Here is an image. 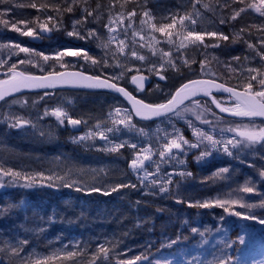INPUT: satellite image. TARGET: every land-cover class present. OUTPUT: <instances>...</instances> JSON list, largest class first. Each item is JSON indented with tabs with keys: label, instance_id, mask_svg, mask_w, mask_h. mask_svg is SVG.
<instances>
[{
	"label": "rangeland",
	"instance_id": "obj_1",
	"mask_svg": "<svg viewBox=\"0 0 264 264\" xmlns=\"http://www.w3.org/2000/svg\"><path fill=\"white\" fill-rule=\"evenodd\" d=\"M122 2H127L134 7L135 5L138 7V10L134 9L136 12L134 17L128 16V13L131 11H126ZM148 2L151 3L150 6H147L148 4L146 3ZM148 2L140 0L137 3V0H122L118 4L119 6L116 4H111L110 6L100 4L99 8L98 5L92 10L87 8L89 11L93 12V15L88 16L85 22L81 25H77L76 28L81 35L86 37L89 30H95L97 36L87 37L86 39H78L76 36L70 37L67 35V32L73 31V21L82 19L85 15L83 10L86 7L81 11L79 17L71 21L68 30L62 33L60 32L61 34L59 33L55 39L45 40L43 42L42 40H38L35 45H33L34 43L32 42H30L29 45H24L13 41L12 38L5 37V24L0 22V60L4 62L0 64V81L10 80L14 73L21 72L23 69L29 70L35 74H47L49 71H53L56 68L65 69L71 66H78L89 71H103L105 74L104 76L110 78V80L115 83L133 88L130 82L131 77L144 74L153 77V83L150 88L143 93H140L136 89L134 90L146 101L156 104V102L163 103L166 102L167 99H170L171 94H173L179 86L185 84L183 82L188 77V73L181 72L192 65H198V67H200L201 61H205V63L209 61L214 62L218 69H221V71L225 73H230L242 81L244 80V76L241 75V72L246 73L248 67L264 66L256 55V51L247 47L244 40L248 39L240 32L236 34V36L238 38L243 37V40L241 45H238L234 50V55H232L229 48L224 50H222L220 46L204 48L203 45H199V42H197V45H199L197 46L184 40L188 28L181 27L178 19L176 25L171 29V37L153 31L150 27L152 23H156L158 27L162 22L171 23L170 19L165 21V18L176 12H179L180 15H184L185 13H195L198 9L199 15L194 17L197 23L192 25L190 20L185 22L189 28H194L201 33L210 31L223 32V27L227 26L226 24H220V19L226 16V13L225 9L223 11L220 9V0H199L197 8H193L192 0H149ZM255 2L256 0L253 1V3ZM99 3L100 2H98V4ZM204 5H209V7L205 8ZM145 10L151 12L152 19L144 17L143 13ZM252 11L254 12V16H258L264 21V17H261L254 9H252ZM104 20L105 23L102 24ZM110 22L111 27L114 29L111 33L105 27V25H109ZM128 25L131 26L129 27ZM262 28L263 32L264 24H262ZM51 30L55 32L63 31L53 27ZM232 34L235 35V33ZM33 37L34 36H32L31 39H33ZM63 39H68L73 41L74 44H78L79 48H70L85 49L89 52L90 56L98 62L93 64L91 60L86 61L83 57H65L64 61L69 63L62 68L60 62H57L54 58L44 61L41 56L20 52L18 48L14 47L15 44H20L21 47H28L35 50V52H42L45 55L53 57L56 52L65 49L64 42H62ZM169 40H171L172 43H168ZM207 40H209V42ZM215 40H218V38L205 36L206 44H214L217 42H215ZM121 41L124 42L123 54L120 52ZM105 43L108 45L107 48L98 47V45H103ZM182 43L187 46L185 49H180V51L185 53V56L175 60V63L180 66L181 72L169 70L164 73L167 79L160 80L155 72L149 71L153 65L159 68L161 62H166L169 59V57L164 56L165 52H170L172 57H178L179 52H177L176 49L179 48ZM251 43L256 44L257 48H259L258 39L256 42ZM36 45L40 47H36ZM133 50H135L138 55L144 56L145 60L141 61L133 57L131 55ZM233 57H239V62L233 60ZM245 57L248 59H245ZM184 58L190 61L194 60L195 63L184 66ZM105 60L107 64H105ZM21 61H23V63H21ZM229 63L231 67L228 66ZM12 65H16V67L14 70L10 71ZM233 69H235V71H233ZM212 73H214V71H212ZM114 77L120 78L113 79ZM256 87L258 89L259 85L257 84ZM44 97L45 95H37L34 92H30L20 97L7 100L0 106V168L5 172L12 170L20 174L19 177L0 174V184L4 185V187L0 188V196H3L4 193H7L11 188L17 187L18 183H22L26 177H31V179L47 178L44 175L47 173L49 174L48 177L52 178L51 182L53 185H63L64 182H75L76 186L83 187L86 185L90 187V175H93L95 181L100 185L103 179L108 177L111 171H114L113 168H106L105 164H100V157L108 158L110 155L116 153L104 149H110L115 144L122 141H129L130 143H138L140 145L137 151H140V149L144 147L155 150L152 161L145 162L147 171L154 174L150 181L144 180V183L141 184L140 179L137 178V175L132 172L128 165L131 176L136 180L135 183H133L136 184L137 182L138 188L144 190L143 194H148L151 190H156L158 196L168 193H160L159 185L151 184L153 179L160 181L161 184L168 187L170 189L169 192H172L176 198L179 197L184 200L196 199L195 191L197 189H206V187L199 186L219 183L225 187L218 188L217 195L214 193L213 200H236L239 202L238 204L225 206L230 207V211L234 210L240 213H251L257 217L264 218V208L258 206L260 202L264 200V182L260 180L259 173L256 170L264 166V160L260 159L258 155H255L251 149H243L238 153L240 159L244 160L245 163H241L240 159H233L223 154L221 151L220 153L214 152L212 156L206 157L205 160L198 165L195 157L200 155V152L203 151L205 147H210L208 141H204V145L199 149L189 150L187 155H184L178 150H173L175 158L162 160L159 156V151L163 150L162 145L166 144L168 140L175 138L173 126L180 130V134H182L185 139L190 142H195L196 137L193 135V129L189 127V122L197 129L213 135L215 139H220L221 129L236 127L237 125H254L259 129L260 127H264L263 120L245 119L231 122L217 114L213 110L211 104L209 105V103L207 104L205 101H202L201 98H197L196 100L200 101L199 106H195L189 102L180 108L181 110L185 107L194 109V111H182V118L176 117L174 114H169L171 116L170 120L162 117L150 124L142 125L134 119L130 110L122 105L116 104L117 99L108 95H103L101 93H78L71 97L60 96V98H56L52 104H49L48 101L45 103ZM217 100L221 101L222 106L225 107H233L236 103V100H232L228 97H219ZM111 104L112 106H110ZM108 106L110 107L106 109ZM57 107L65 111L68 117L75 119L79 118L84 121L85 123H81L84 128L78 133L66 135L63 131V125H60L56 118L50 114L51 110ZM117 108L121 110L119 115H117L115 111ZM46 109L49 110V115L47 116L44 115ZM126 112L132 116V123L135 125L131 130L125 128L123 125L114 123L115 120L123 118ZM213 113L216 115L214 116ZM198 115L201 117L200 119H197ZM221 117L223 118L222 120L220 119ZM14 118L30 121V123L24 126V130L9 128V123L14 122ZM203 120H207L209 123H203ZM64 121H66L65 124L68 126L66 118ZM108 128L120 129V131L107 132ZM141 129L143 130L142 133L140 131ZM89 131L95 132L97 135L84 141L73 142V138L84 136ZM101 131L105 132L111 143L100 139L98 133ZM223 135L225 138H230L234 134L224 132ZM186 147L187 146H185V148ZM124 148L131 149L125 146L120 148L119 151ZM255 148L264 152V149H261L260 145H256ZM37 150L38 153H36ZM60 154H62L63 158H65L69 164L65 170L57 168V163L61 162ZM31 156H37L38 160L36 164L38 167L42 166V168L37 169L30 167L31 163L23 160ZM53 159H56V161H53ZM90 159L98 164V168L85 166V163L87 161L89 162ZM180 160H184L185 163L180 164ZM253 162L256 165V169L248 166ZM50 165H52V171L48 169ZM100 166L103 168L100 169ZM157 166H159L158 172ZM190 166L197 168V172L193 174L192 177L181 178L176 175L172 177V184H164L168 178L166 174L174 171L178 172L180 170L188 171ZM223 167H229L230 172L223 174V178L213 177V173ZM104 168L110 169V171L108 172V170ZM57 177L61 179L57 180ZM100 178L102 179L100 180ZM246 181H250L251 184L255 185L256 190L254 192L246 193L241 190L245 186ZM176 182H179L178 186ZM128 183L130 182L126 184ZM206 191L209 190L206 189ZM239 204H253L256 206L248 209L246 207H240ZM223 217V220H221V217L212 216L211 218L214 219L218 225L228 220L226 225L229 227L234 224V219H239L242 220L243 225L254 227L258 230L257 234L248 238L249 241L245 242V238L243 239L245 244L242 243L243 245L236 251V257L232 261L233 264H246V254H248L250 250L256 249L258 244L262 243L264 239V224L255 220H245L241 217L230 215L229 213ZM260 250L262 253L249 262V264H264V249L260 248Z\"/></svg>",
	"mask_w": 264,
	"mask_h": 264
},
{
	"label": "trees",
	"instance_id": "obj_2",
	"mask_svg": "<svg viewBox=\"0 0 264 264\" xmlns=\"http://www.w3.org/2000/svg\"><path fill=\"white\" fill-rule=\"evenodd\" d=\"M121 1L77 0L74 5L75 11L67 12L64 9L68 3H72V0H6L5 4H0V10L4 8L12 10L6 16H1L0 20L7 21V23H4L5 37L12 38L13 41L24 45H29L30 42L35 45L38 40L43 42L55 39L60 32L68 30L71 21L79 17L85 7L92 10L100 4L107 6L116 4L119 6L118 4ZM139 1L137 0V3ZM144 1L148 2L149 0ZM253 1L248 0L244 4H240L236 0L233 7L237 9L238 7H246ZM98 2L100 3L98 4ZM150 2L146 3L147 6L151 5ZM33 3L36 4L35 8L30 6ZM123 5L126 11L138 10L136 5L134 7L127 2ZM225 13L226 16H230L232 14L231 9H225ZM253 14L252 9L248 8L236 21H232L226 24L227 27H223L222 33L228 35L230 39L219 41L222 50L229 48L230 53L234 55V50L238 45H241L243 40V37L238 38L236 36L241 28L246 29L244 33H240L249 42H256L259 37L264 35V30L262 32L264 21ZM104 23L105 20L102 21V24ZM13 24L21 32L28 31L31 28L37 35L33 39H31L32 36L21 35V32L13 30ZM41 25L63 31H52L50 38L41 37L38 33ZM232 33H235V35ZM67 40H62L64 48H79L78 44ZM207 41L209 42V40ZM36 47L40 46L36 45ZM206 65L208 71H214L213 78L216 81L243 90L244 80L242 81L230 73L221 71L215 66L214 62H206ZM188 68L183 72L179 70L181 73H188V77L183 83L209 78L202 73L201 65L200 67L192 65ZM61 70L56 68L48 73ZM83 71L87 72L86 69H83ZM20 73L24 75L35 74L24 69ZM95 73H98L101 77H106L103 71L98 70ZM120 85L127 87L123 84ZM127 88L135 93L130 87ZM34 93L37 95L48 93V95H45L44 101L52 104L60 96L71 97L78 93L90 94L92 91L49 89ZM215 98L218 99L219 97ZM116 99V104L124 106L120 99ZM201 100L207 104L209 103L207 99L201 98ZM4 103L5 101L1 102L0 106ZM227 120L231 122L242 121L241 119ZM65 122L63 131L66 135H70L71 131ZM36 153H38V150ZM60 156L61 162H56L57 168L65 170L69 164L62 154ZM100 159V164L103 163L106 168L110 167L114 170L111 171L108 177L103 179L100 185L95 181V177L90 175L91 186L80 187L81 191H76V187H64L61 184H56L53 187H41L40 183L43 177L41 179H25L22 183H18L17 187L11 188L3 196H0V264H20V261L11 255V248L20 247L19 241L23 239L29 240V244L22 246L21 257L25 260L53 257L48 261V264H92L94 255L101 256L98 264H119L120 261L134 259L137 256L147 257V259L137 261L136 264H155L157 260L165 259L170 260L172 264H216L218 258L225 257H230V264H233L232 261L236 257V251L245 242L249 241V237L258 233L257 228L245 226L242 224V220L239 219H234L235 222L230 227L226 225L228 220L221 222L220 225L216 224V221L211 218L212 216L223 217L228 215L222 207L198 208L188 207L186 203L178 204L175 202L176 197L172 192L158 196L156 190H151L150 193L143 194L144 190L138 188L137 182L136 188H121L117 192H111L108 196L103 195L101 192H90L88 189L92 186L110 190L115 184H126L127 182H130L128 184H134L136 181L128 170L129 161L133 159L131 149L124 148L108 158L100 157ZM23 160L31 163L30 167L42 168V166L38 167L36 164L37 156L27 157ZM53 161H56V159H53ZM85 166L98 168V164L91 159L85 163ZM102 168L100 166V169ZM48 169L52 171V165ZM106 170L110 171V169ZM188 171L195 174L197 168L190 166ZM44 175L48 177L49 174ZM44 182L51 181L45 180ZM25 183H34V186L25 188L23 187ZM212 185L210 183L199 186L206 187L209 191H206L205 188L197 189L195 191L196 199L190 200L212 201L214 193L217 195L218 188L225 187L219 183H213ZM137 201L140 203L137 204ZM184 221H187V223L185 224ZM193 227L198 229L197 233H192L191 229ZM40 229L46 230L40 231ZM200 233H203V235H200ZM178 235L181 240L176 245L171 247L162 246L167 245L171 239H176ZM239 237L245 238L243 244L238 239ZM101 246L109 250L108 260H104L102 254L99 253ZM260 248L264 249V239L256 249H252L246 254V264H249L262 253ZM68 252H76L77 255L69 258L67 256Z\"/></svg>",
	"mask_w": 264,
	"mask_h": 264
},
{
	"label": "snow or ice",
	"instance_id": "obj_3",
	"mask_svg": "<svg viewBox=\"0 0 264 264\" xmlns=\"http://www.w3.org/2000/svg\"><path fill=\"white\" fill-rule=\"evenodd\" d=\"M77 0H72V3H68L67 7L64 9V11L67 12H73L75 11L74 5L76 4ZM240 4H244L245 0H238ZM6 0H0V4H5ZM199 3V0H192L193 8H197V4ZM236 3V0H220L219 6L221 11L224 9H231V15L230 16H224L220 19V24H229L232 21H236L238 17H241L242 14L246 12L248 8L254 9L257 13L260 14L261 17H264V0H256L255 3L248 4L246 7H233V5ZM31 7L35 8L36 4H31ZM100 6L98 5V8ZM205 8H208L209 5H204ZM12 9L10 8H4L3 10H0V16H6ZM85 15L82 17V19L74 20L73 21V31L67 32L68 36H76L78 39H86L87 37H96L97 33L95 30H89L87 37L84 35H81V33L77 30L76 26L81 25L85 22L86 18L88 16H92L93 12L89 11L87 8L84 10ZM136 15L135 10L128 13L129 17H134ZM144 17L148 19H152L151 12L145 10L143 13ZM199 15V10L195 13H185L184 15H180L179 12H176L174 14H171L169 17L165 18V21L170 19L171 23L162 22L160 23L159 27L156 23H152L150 27L153 31L160 32L166 36L171 37L172 32L171 29L176 25L177 19L180 21L181 27L188 28L187 34L184 36V40L188 41L192 45H197V42H199V45H203L204 48L208 47H219L220 43L219 41H228L230 38L228 35L223 34L220 31H210L201 33L196 31L194 28H189L188 25L185 23L186 21H191L192 25H195L197 23L195 16ZM122 18V17H121ZM51 19V17H49ZM3 23H7V21H0ZM129 27L131 25H128ZM42 31H50L49 28H47L45 25L40 26ZM105 27L108 29V31L111 33L114 31V29L111 27V22L109 25H105ZM13 30L21 32V30L16 27L15 24L12 25ZM246 29L241 28L240 32L244 33ZM21 35L24 36H36L37 34L32 31L31 28L28 29V31L21 32ZM205 36L208 37H217L218 40L214 44H206L205 43ZM235 42V41H233ZM244 42L247 44V47L249 49H252L256 51V55L259 57V60L262 62V65H264V36H261L258 38V44L259 48H257L256 44H253L249 42L248 40H244ZM168 43H172L171 40L168 41ZM121 48L120 52L121 54L124 53V42L121 41ZM197 45V46H199ZM15 48H18L20 52L24 53H31L34 55L41 56L44 61H48L49 59L54 58L57 62H60V66L63 68L65 65L69 62L64 61L65 57H83L86 61L91 60L93 64H96L98 61L90 56L89 52L85 49H71V48H65L61 51H58L54 54L53 57H50L49 55H45L42 52H35V50L28 48V47H21L20 44H15ZM98 47H104L107 48L108 45L105 43L103 45H98ZM187 46L185 44H181L179 48L176 49L177 52H179L178 57H172L170 55V52H165L164 56L169 57V59L166 62H161L159 68H156L155 65H153L149 71L155 72V74L159 77L160 80H166L167 76L164 74L165 72L169 70H174L179 72L180 66L175 63L176 59H181L185 56V53L183 51H180V49H185ZM131 55L133 57H136L137 59L144 61L145 57L142 55H138L135 50L131 52ZM245 59H248L245 57ZM233 60L239 62V57H233ZM105 64H107V61H104ZM4 62L0 60V64H3ZM23 63V61H21ZM191 63H195V61H190L186 58L183 59L184 66H189ZM119 66V65H117ZM231 67V64L228 65ZM16 65H12V68L10 71L14 70ZM201 71L203 74L208 76L207 79L202 80H192L188 83L182 84L179 88L176 89L175 93L171 94V98L167 99L166 102L159 103V104H145L140 100H134V98L122 87H118L115 83H109L107 79L100 81L98 77H83L82 73L79 72H73V73H67V75L72 77H79L88 81H94L95 83L88 84L86 86L88 87H107L111 88L114 91L121 93L123 96H125L130 101H133V110L135 111L136 116L141 117L143 119H149L151 117H163L165 119L170 120L171 116L169 114H174L176 117L182 118V111L188 112V111H194L192 108L185 107L182 110L180 109V105L184 104V101L190 100L191 104L195 106H199L200 101L194 99L199 93H202L204 96L211 97V103L216 106L220 110L221 113H228L233 117H264V66L262 67H248L245 72H241V75L244 76V82H243V90L237 91L234 87H228L225 86L223 83H217L216 79L214 77V73L207 70V66L205 61H201ZM235 71V69H233ZM54 76L63 77L65 76V73H54ZM122 75V74H121ZM120 77H114L113 79H118ZM147 78L144 76H133L132 82L137 85V88L140 90L144 89V81ZM55 81L51 80L47 76H26L23 73L16 72L14 75L10 78V80L7 81H0V84H6L8 87L6 89H0V101H3L6 96L10 95L12 92H17L20 90L21 87H54ZM259 85V88L257 89L256 85ZM215 89L216 91H223L230 93L231 96L235 97L236 103L233 107H225L222 106V102L218 101L215 97H212V91ZM45 95H48V93H45ZM117 115L120 113V109H115ZM50 114L56 118V120L59 122L60 125H64L65 118L67 119V124L71 125L73 127L80 125L81 123H85L84 121L80 119H72L67 116V113L63 111L61 108L57 107L51 110ZM45 116L49 115V110L46 109ZM215 116L216 114L213 113ZM201 117L198 115L197 119H200ZM132 116L125 113V116L121 119H117L114 121V123L123 125L125 128H128L131 130L135 127V125L132 123ZM223 119L222 117L220 118ZM203 123H209L207 120H203ZM30 121H26L20 118H14V122L9 123V128H17L24 130V126L28 125ZM34 127V125H33ZM174 127V135L175 138L170 139L167 141L166 144L162 145L161 151H159V156L162 160H167L169 158H175L173 154V150H178L184 155L188 154V151L191 149H199L201 146L204 145V141H208L210 147H205L203 151L200 152V155L195 157V160L197 164L199 165L202 161L205 160L206 157L212 156L213 153H220L222 151L223 154L233 158V159H240V156L238 153L243 149H251L255 155H258L260 159L264 160V152H261L255 148L256 145H260L261 149H264V127H260L257 129L254 125H237L236 127H228L226 129H221V138L215 139L213 135L205 133L202 130L197 129L191 122H189V127L193 129V135L196 137L195 142H190L189 140L185 139L182 134H180V130L176 129ZM120 129H113L108 128L107 132H119ZM141 133L143 130H140ZM224 132H230L234 135L230 138L224 137ZM51 134V133H49ZM97 135V133L89 131L84 136H80L77 138H73V142L76 141H84L86 139H89L91 137H94ZM101 140H105L109 143L111 141L109 140V137L105 134V132L101 131L98 133ZM130 147L133 150L134 158L129 161V168L132 170L134 174L137 175V178L140 179L141 184L144 183V180L148 178V176H154L153 173L147 171V162L152 161V156L154 153V149L149 147H144L140 149V151H137V149L140 148V145L138 143H130L129 141H122L118 144H115L110 149H104L109 150L111 152H118L120 148L122 147ZM185 146H187L185 148ZM236 150V151H234ZM241 163H245L244 160L240 159ZM180 164H184V160L179 161ZM249 167H252L256 169L255 163H250L248 165ZM259 173L260 180L264 182V166H262L259 169H256ZM144 171L145 176L143 178L140 177L139 172ZM159 171V166H157V172ZM230 168L229 167H223L218 169L216 172L213 173V177H221L223 178V174L229 173ZM0 174L5 176H13V177H19V173L13 172L12 170H8L5 172L2 168H0ZM167 180L164 182V184L170 185L173 183V176H180L181 178L184 177H192L193 173L186 171V170H180V171H174L172 173H168ZM42 176V174H41ZM26 180H31V177H26ZM51 177L43 178L40 186L41 187H53V183L48 182L45 183L44 181H51ZM57 180H60V177L56 178ZM177 186L179 185V182H176ZM151 184L153 185H159V192L160 193H167L170 191V189L163 184H161L160 181H157L156 179H153L151 181ZM34 186V183H25L23 187L25 188H31ZM64 187H76V191H81L82 189L79 186L75 185V182L63 183ZM4 187L3 184H0V188ZM136 188V184H125V183H118L111 187V189L107 188H100L92 186L88 189L90 192H101L103 195L108 196L111 194V192H117L121 188ZM242 191L246 193H252L256 190L255 185L251 184L250 181L245 182V186L241 189ZM176 203H186L188 207H198V208H211L214 206L222 207L224 209L225 213H229L230 215H234L237 217H241L245 220H255L261 224H264V218H260L255 216L251 213H240L237 211H230V207H226L225 205H236L239 202L236 200L232 201H222L220 199H216L214 201H191V200H184L182 198H176ZM140 202L137 201V204ZM240 207H246L248 209H251L255 207L256 205L253 204H239ZM261 208H264V200L260 202L258 205ZM224 217H221V220H223ZM186 224L187 221H184ZM46 229H40V231H45ZM192 233H197L198 229L193 227L191 229ZM200 235H203V233H200ZM186 239V238H185ZM241 243H243V237L238 238ZM181 237L178 235L176 239H171L167 245H162L163 247H171L173 245H176L178 242H180ZM29 240L23 239L19 241L20 247H12L11 248V255L18 259L20 261V264H48V261L53 259V257H39L35 259H29L25 260L23 257H21L20 253L23 251L24 245H28ZM231 246V245H229ZM99 253L102 254V257L104 260L109 259V250L107 248H104L101 246L99 248ZM76 252H68L67 256L69 258L76 256ZM101 259V256L94 255L92 264H98V261ZM142 259H147V257L137 256L134 259H129L127 261H120L119 264H136L137 261H140ZM231 258L225 257V258H218L216 264H230ZM155 264H172L170 260H157Z\"/></svg>",
	"mask_w": 264,
	"mask_h": 264
},
{
	"label": "water",
	"instance_id": "obj_4",
	"mask_svg": "<svg viewBox=\"0 0 264 264\" xmlns=\"http://www.w3.org/2000/svg\"><path fill=\"white\" fill-rule=\"evenodd\" d=\"M38 33L42 37L50 38L51 35H52V30L50 29V31H42V29L40 28ZM73 72L82 73L83 77H90V76L91 77H98L100 81H103V80L106 79V78H103V77H99V76H95V75H92V74H89V73H85V72H83L81 70H69V69H65V70H62V71H59V72L47 73V74H25L26 76H36V77L47 76L51 80L56 82L55 86L54 87H34V86L21 87L19 91L12 92L10 95L6 96L3 101H5L7 99L19 97L21 95H24V94H27V93H30V92H37V91L49 90V89L76 88V89H84V90H93V91L105 92L107 94H111V95H114V96L120 98L129 107V109L131 110L134 118L137 121H139V122H143V123H145V122H153V121H157V120L162 118V117H151L149 119H143L141 117L136 116L135 111L133 110V101H130L125 96H123L121 93H118V92L114 91L111 88H107V87H88L86 85L91 84V83H95V82L94 81H88V80H85V79H82V78H79V77H72V76L67 75V73H73ZM54 73H65V76H63V77L54 76L53 75ZM141 75L147 78L144 81V89L143 90L138 89L137 85L132 82V77L133 76L131 77L130 82H131V84H132V86L134 88L138 89L139 91H145L151 85V78H150V76L144 75V74H138V75H134V76H141ZM107 80H108L109 83H115V82H113V81H111L109 79H107ZM199 80H202V79H199ZM216 82L217 83H221L219 81H216ZM117 86L124 88L134 98V100H140V101H142L145 104H152V103H147V102L143 101L142 99H139L132 92H130L127 88H125L123 86H120L118 84H117ZM225 86H228V85L225 84ZM7 87H8V85H6V84L0 85V89H6ZM228 87H231V86H228ZM237 91H242V90L237 89ZM174 93H175V91H174ZM214 96H217V97H228V98H231L232 100H235V97L231 96L230 93L223 92V91H216L215 89H213V91H212V97H214ZM197 98H205V99H207L210 102V104H211L212 108L214 109V111L217 114H219L220 116L224 117V118H228V119H242V120L252 119V120H263L264 121V117H260V116L251 117V118H249V117H233V116H231L228 113H221L220 110L218 108H216V106L214 104L211 103V97H207V96H204L202 93H199L196 97H194V99H197ZM3 101H0V103L3 102ZM189 102H190V100H186V101H184V104L180 105L179 107L181 108L182 106L186 105ZM68 126H69L70 130L72 132H74V133H77V132L80 131V125H77L75 127H73L71 125H68Z\"/></svg>",
	"mask_w": 264,
	"mask_h": 264
},
{
	"label": "flooded vegetation",
	"instance_id": "obj_5",
	"mask_svg": "<svg viewBox=\"0 0 264 264\" xmlns=\"http://www.w3.org/2000/svg\"><path fill=\"white\" fill-rule=\"evenodd\" d=\"M69 68V67H68ZM68 68H65V69H68ZM71 69L70 70H81V71H83V69H81V67H78V66H71L70 67ZM87 73H89V74H92V75H95V76H99L100 77V75H98V73H95V72H92V71H89V70H87ZM150 78H151V82L153 83V77H151L150 76ZM146 91V90H145ZM140 92V91H139ZM144 92V91H143ZM92 93H97V94H103V95H106L105 93H102V92H97V91H92ZM142 93V92H141ZM139 97L140 98H142V99H144L141 95H139ZM72 119H75V118H72ZM76 119H79V118H76ZM84 127H83V125L82 124H80V130L81 129H83ZM72 133V132H71Z\"/></svg>",
	"mask_w": 264,
	"mask_h": 264
},
{
	"label": "bare ground",
	"instance_id": "obj_6",
	"mask_svg": "<svg viewBox=\"0 0 264 264\" xmlns=\"http://www.w3.org/2000/svg\"><path fill=\"white\" fill-rule=\"evenodd\" d=\"M0 85H3V84H0ZM139 175H140L141 178H143L145 176V172L144 171H140ZM152 177L153 176H148V178L145 181H150Z\"/></svg>",
	"mask_w": 264,
	"mask_h": 264
}]
</instances>
